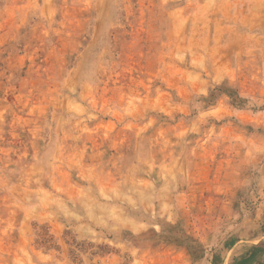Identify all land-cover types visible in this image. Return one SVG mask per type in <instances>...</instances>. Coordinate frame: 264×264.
I'll use <instances>...</instances> for the list:
<instances>
[{
  "label": "rangeland",
  "instance_id": "374dc122",
  "mask_svg": "<svg viewBox=\"0 0 264 264\" xmlns=\"http://www.w3.org/2000/svg\"><path fill=\"white\" fill-rule=\"evenodd\" d=\"M27 211L15 264H264V0H0V229Z\"/></svg>",
  "mask_w": 264,
  "mask_h": 264
},
{
  "label": "crops",
  "instance_id": "0c3cea01",
  "mask_svg": "<svg viewBox=\"0 0 264 264\" xmlns=\"http://www.w3.org/2000/svg\"><path fill=\"white\" fill-rule=\"evenodd\" d=\"M35 168V164L32 166ZM35 179L33 178H24L18 182L20 185L28 186L30 185ZM35 182V181H34ZM32 191L34 189H31ZM24 192V191H23ZM3 216V215H0ZM100 216H102V213H99V210L96 212L90 213L86 216L95 219H98ZM6 216L3 217L4 222H8L9 225L4 224L1 226L0 231L5 232L10 234L11 236H14V238H9L8 242H6L7 249L10 250L11 254L6 256L4 264H15V261L18 258H22V252L24 253V250H29L30 242H29V234H31V223L33 220H37L39 218L36 213L34 212H25V213H20V212H14L12 215H9L5 218ZM89 221V220H88ZM93 225V222L91 223ZM92 226L89 224H86L85 226H82V232H89L92 231ZM25 237V239H24ZM26 240V241H25ZM27 242V244H26ZM22 251V252H21ZM27 258L20 259V261L27 263L26 262Z\"/></svg>",
  "mask_w": 264,
  "mask_h": 264
}]
</instances>
